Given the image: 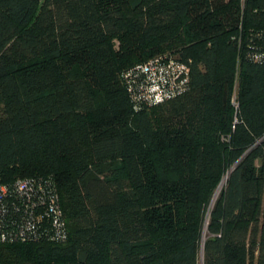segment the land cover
Returning <instances> with one entry per match:
<instances>
[{"label":"trees","instance_id":"16d2710c","mask_svg":"<svg viewBox=\"0 0 264 264\" xmlns=\"http://www.w3.org/2000/svg\"><path fill=\"white\" fill-rule=\"evenodd\" d=\"M0 186V264H264V0H0Z\"/></svg>","mask_w":264,"mask_h":264},{"label":"built area","instance_id":"2783aa9c","mask_svg":"<svg viewBox=\"0 0 264 264\" xmlns=\"http://www.w3.org/2000/svg\"><path fill=\"white\" fill-rule=\"evenodd\" d=\"M140 72L145 74V96L151 104L179 95L185 89L187 82V68L173 59L153 58L139 66ZM17 191L28 198L31 192L27 180H18L15 184ZM6 194V187L0 186V197ZM51 210L55 208L51 207ZM57 223V220H55ZM4 235L0 234V239Z\"/></svg>","mask_w":264,"mask_h":264},{"label":"rangeland","instance_id":"374dc122","mask_svg":"<svg viewBox=\"0 0 264 264\" xmlns=\"http://www.w3.org/2000/svg\"><path fill=\"white\" fill-rule=\"evenodd\" d=\"M113 42H114V45L117 47L120 45V41L119 39H113ZM236 86V84H235ZM234 86V87H235ZM181 120L177 121V122H185V119L184 118H180ZM224 178H225V174L223 175L219 185L217 186V188L215 189V192H214V195H213V198H212V202L214 201V199H216V197L219 195L220 193V190L222 189L223 185H224Z\"/></svg>","mask_w":264,"mask_h":264}]
</instances>
